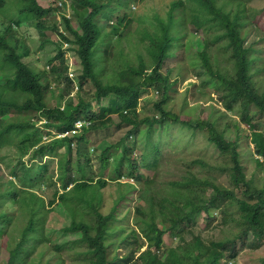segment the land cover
I'll list each match as a JSON object with an SVG mask.
<instances>
[{"label": "trees", "instance_id": "16d2710c", "mask_svg": "<svg viewBox=\"0 0 264 264\" xmlns=\"http://www.w3.org/2000/svg\"><path fill=\"white\" fill-rule=\"evenodd\" d=\"M52 1L0 0V263L228 264L237 241L259 249L264 175L248 178L246 164L264 172V7L155 0L144 18L136 7L154 0ZM29 21L58 37L49 72L25 60L31 52L16 28ZM191 30L200 34V83L189 85L199 99L216 97L195 107L189 87L179 90ZM149 89L159 99L146 111ZM78 120L90 124L59 136ZM114 124L127 130L95 169L90 137ZM199 134L217 157L185 156ZM132 193L138 203L130 207ZM54 212L64 217L59 229L48 227ZM218 216L232 236L196 232L201 218L208 228Z\"/></svg>", "mask_w": 264, "mask_h": 264}, {"label": "rangeland", "instance_id": "374dc122", "mask_svg": "<svg viewBox=\"0 0 264 264\" xmlns=\"http://www.w3.org/2000/svg\"><path fill=\"white\" fill-rule=\"evenodd\" d=\"M39 4L42 7H49L53 6L55 3L52 0H38ZM254 7L262 9L264 7V0H255L254 1ZM62 7V10L64 13L68 14L70 12V9L68 7V4H62L60 5ZM136 6L133 7V9ZM156 11L155 8V0L148 6V7H139V5L136 7L135 12H137L139 15L143 14L144 18L152 15V12ZM2 15H0V18ZM262 17L264 19V12L260 14L259 19ZM57 21L60 20L59 16H56L55 18ZM132 27H135V24H133ZM17 35L19 38L24 40L25 45L30 49V56L26 58L25 60L30 63L34 64L36 67L40 69H45L48 72L51 71L52 64L50 63L52 57L56 54V46L54 41L58 40V37L56 35H47V33H40L38 30H36L29 22H24L20 27L16 28ZM254 32L252 30L251 35L249 36V43H251L254 40ZM261 37V35H258V38ZM48 38L46 42L42 43L44 39ZM198 38H200V34H196L193 30L190 31L187 38L186 45V57L187 59V67L186 70H184L185 80L180 83L179 90L180 94L182 92H185L188 87L190 89L189 95H185V98L187 97V104L188 107H195L197 105H203L204 102H207L213 99H216L214 95H211V97L205 96L199 99V93L198 90L194 88V86L189 85L192 80L198 81V75H196V72H199L198 69H193V67L196 65L198 58L196 55V50L199 49L198 44ZM52 41V42H51ZM264 46V45H263ZM69 64L71 67L69 68L70 72H74L76 70L74 64V58L72 52L68 51L67 54ZM196 75V76H195ZM75 76V75H74ZM73 77V76H72ZM264 75L262 76V78ZM264 79V78H263ZM202 80V79H199ZM190 81V82H189ZM196 81V82H197ZM198 83H200L198 81ZM63 86V85H61ZM55 88H58L57 85H55ZM90 89L89 86L85 87V90ZM58 90V89H57ZM58 92L55 91V95L58 96ZM74 93L70 94V96H73ZM75 96V95H74ZM178 97V96H176ZM180 98V97H179ZM159 99V94L155 92L153 89H149L147 92L144 90V95L142 97L141 103L145 107L146 111H149V108L152 106V103L157 101ZM180 100V99H179ZM204 101V102H202ZM210 103V102H208ZM215 104V103H214ZM93 106L95 109H97L96 102H93ZM197 116H201V118H205L207 115V111H195L194 113ZM116 124L118 119L115 118ZM116 124L113 125L112 129H106V130H100L96 132L95 134L91 135V141H90V149H91V155L93 157V164L96 167L98 166L99 160L97 159L98 156L103 152L106 148L114 144L116 141L120 139L121 136H123L126 132V128L122 126L123 128L120 130H115ZM264 128V125H262ZM231 136V135H229ZM93 149V150H92ZM183 150L180 149L179 152H182ZM9 151H4V154H8ZM177 154V153H176ZM200 155H205L206 157H217V152L214 150V148L209 145L204 138L203 134H199L196 137V140H194V143L191 145L190 149L186 151L185 156H188L189 158H194ZM168 167L167 169H169ZM246 170H247V177H251L253 174L256 176V179L258 180L260 177L264 175V172L257 168L255 163L251 160L248 164H246ZM220 181L226 185H228L227 177H221L219 178ZM123 180V179H122ZM130 182H132L130 180ZM49 195L52 193L47 192ZM136 194L133 195L130 194L128 198L130 200L129 206L133 207L138 202L135 200ZM201 221L200 224L197 226V233H201L202 237L205 239H221L230 237L234 233V228L230 225H225L222 223V217L218 216L214 222L208 227H204V223ZM64 223V217L62 215L56 214L55 212L50 215V219L48 222V227L50 229H59L63 226ZM165 241L169 244L171 242V245H175L177 242H172L171 238L167 235L165 236ZM237 250H238V257L235 260H231L228 262V264H264V244L259 249H252L248 246L241 245L240 241H237L236 243ZM120 252L124 253L126 252L125 248H120ZM3 259H5V254L2 249H0V262H3ZM226 262V261H225ZM1 264V263H0Z\"/></svg>", "mask_w": 264, "mask_h": 264}, {"label": "built area", "instance_id": "2783aa9c", "mask_svg": "<svg viewBox=\"0 0 264 264\" xmlns=\"http://www.w3.org/2000/svg\"><path fill=\"white\" fill-rule=\"evenodd\" d=\"M59 4L61 5L62 3H59ZM88 124H89V122L86 121V120H78V121L75 123V128H74L73 130H71L70 133H71V134H76V133L79 132V130H80L84 125H88ZM68 134H69V132L64 133V134H60L59 136L64 137V136H67Z\"/></svg>", "mask_w": 264, "mask_h": 264}, {"label": "clouds", "instance_id": "9594fccd", "mask_svg": "<svg viewBox=\"0 0 264 264\" xmlns=\"http://www.w3.org/2000/svg\"><path fill=\"white\" fill-rule=\"evenodd\" d=\"M86 121H88V120H86ZM76 122H77V121H76ZM76 122H75V123H76ZM88 122H89V121H88ZM89 124H90V122H89ZM89 124H88V125H89ZM88 125H84V126H88ZM84 126H83V127H84ZM83 127H82V128H83ZM74 128H75V124H74L72 130H73ZM82 128L79 130V132H81ZM68 132H69V134H68L67 136L74 135V134H71L70 131H68ZM79 132H78V133H79ZM76 134H77V133H76Z\"/></svg>", "mask_w": 264, "mask_h": 264}]
</instances>
